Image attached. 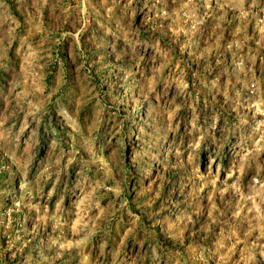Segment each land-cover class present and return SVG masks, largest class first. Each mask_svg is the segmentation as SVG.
Segmentation results:
<instances>
[{
	"label": "rangeland",
	"instance_id": "1",
	"mask_svg": "<svg viewBox=\"0 0 264 264\" xmlns=\"http://www.w3.org/2000/svg\"><path fill=\"white\" fill-rule=\"evenodd\" d=\"M0 264H264V0H0Z\"/></svg>",
	"mask_w": 264,
	"mask_h": 264
}]
</instances>
